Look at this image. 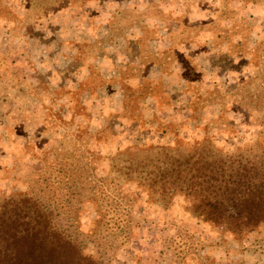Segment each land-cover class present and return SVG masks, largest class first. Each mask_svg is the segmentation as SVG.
I'll list each match as a JSON object with an SVG mask.
<instances>
[{
	"label": "rangeland",
	"instance_id": "1",
	"mask_svg": "<svg viewBox=\"0 0 264 264\" xmlns=\"http://www.w3.org/2000/svg\"><path fill=\"white\" fill-rule=\"evenodd\" d=\"M195 151H264V0H0L1 240L34 203L98 263L264 264L196 216Z\"/></svg>",
	"mask_w": 264,
	"mask_h": 264
},
{
	"label": "trees",
	"instance_id": "2",
	"mask_svg": "<svg viewBox=\"0 0 264 264\" xmlns=\"http://www.w3.org/2000/svg\"><path fill=\"white\" fill-rule=\"evenodd\" d=\"M208 152L195 151L197 154L188 160V165L193 163L190 168L174 169V177L181 174L189 182V192L196 197V216L235 237L264 226V151L229 158ZM206 163L214 166L206 167ZM28 213L26 231L2 234L0 264H102L58 233L47 217L41 220V212L34 203L28 207Z\"/></svg>",
	"mask_w": 264,
	"mask_h": 264
}]
</instances>
